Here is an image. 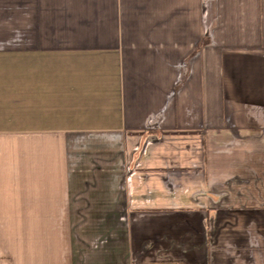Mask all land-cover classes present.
I'll use <instances>...</instances> for the list:
<instances>
[{
    "label": "crops",
    "instance_id": "crops-1",
    "mask_svg": "<svg viewBox=\"0 0 264 264\" xmlns=\"http://www.w3.org/2000/svg\"><path fill=\"white\" fill-rule=\"evenodd\" d=\"M0 264H264V0H0Z\"/></svg>",
    "mask_w": 264,
    "mask_h": 264
}]
</instances>
